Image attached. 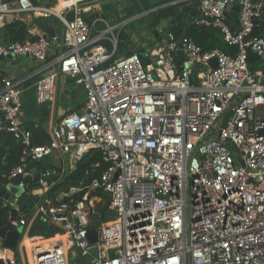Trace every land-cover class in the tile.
<instances>
[{"label":"built area","instance_id":"built-area-1","mask_svg":"<svg viewBox=\"0 0 264 264\" xmlns=\"http://www.w3.org/2000/svg\"><path fill=\"white\" fill-rule=\"evenodd\" d=\"M62 1L57 11L60 1L0 0V27L24 14L61 24L51 39L0 41V61L34 63L25 77L0 80V132L23 147L19 164L1 177L19 178L17 186L34 198L32 217L51 230L48 237L32 236L25 218H9L26 230L15 250L0 239V264H264V83L247 62L248 52L264 53V37L252 35L264 1L193 0L199 2L195 25L219 28L236 48L233 55L204 52L169 31L160 47L126 57H114V32L144 14L112 25L102 16L82 17L97 0ZM236 5L239 30L223 23ZM213 59L216 68L209 65ZM60 76L82 86L83 108L56 119L46 144L32 145L23 85L35 78V102L50 104ZM91 150L100 154L92 166L101 164L100 173L57 202L46 197L50 171H40L33 186L29 162L56 155L74 169ZM93 201L104 206L103 217ZM55 236L61 238L53 245L45 242Z\"/></svg>","mask_w":264,"mask_h":264},{"label":"crops","instance_id":"crops-1","mask_svg":"<svg viewBox=\"0 0 264 264\" xmlns=\"http://www.w3.org/2000/svg\"><path fill=\"white\" fill-rule=\"evenodd\" d=\"M57 1L59 0H42V1H39L38 4L42 3L45 5L55 6ZM97 1L99 2V5L96 8H93L92 13L89 12L91 13L92 18L97 17V16H102L105 19H107V21L112 25L123 22L125 19L132 17L134 15H138V14L140 15L144 14V16L152 15V18H154L155 20L157 19V25H155L156 21H154L153 26L150 28L151 30L148 29L147 25H146V28H143V27L129 28L128 26L131 24L130 22L126 24L123 28H121L120 30L115 31L114 34L117 37L118 43L116 46L114 57H126L133 52L144 55L146 53H149L151 50L156 49L160 47L161 45H163V43L166 41L167 33L171 31V29L176 25L172 21L173 19L172 16L167 11L168 8H172L173 6L177 5V10L180 13V15L186 7L189 8L188 15L185 17V21H182V22L187 26L194 25L198 27L197 25H195V20L197 18H195L192 22H188L190 18L192 17L191 13L193 11L192 9L193 3H194L193 0H183L182 2H179L174 5H169V3L173 1H179V0H143L142 3L136 0V1H133L134 4H128V5L120 4L123 1H127V0H112L114 1L113 4H116L110 7L112 13L110 11H107V9H105V6H103L102 8L103 11L101 12V10L99 9L101 0H97ZM254 1H264V0H254ZM64 6L65 4L63 3V7ZM196 11H197L196 14H199L198 6L196 8ZM233 15H234V12L232 8H230L227 11L225 17L229 18L230 27L237 29L238 26L235 22L236 20L235 16ZM35 19L36 18H33L31 15L24 14V15H20L19 17H17V19H15L14 17H7L5 24H10L13 21L18 20V21L23 22L26 25L29 35L33 37H39V36L44 37V35H46L45 31L37 26ZM181 19H182V16H181ZM98 27L102 28V25L99 24ZM1 28L2 27H0V29ZM182 34L185 35V31H183ZM102 43L105 46H107V48L110 51H112V47L108 41H104ZM52 50L59 52L60 47L59 46L55 47V45H52ZM6 60L7 59L0 61V70L2 71L3 74L13 77V78H23L27 76L34 69L33 67L34 63H32V61L27 58H16L14 60L11 59L12 60L11 65L8 62H6ZM262 63H263V69H260V65ZM249 68H250L251 73L254 74L255 77L258 78L262 83H264V60H261V61L258 59L253 60V62L249 64ZM58 78L59 80L63 79L62 82L64 85L62 86V88L64 91L67 92V98L69 101L64 102L66 103V107H65V104L62 103V105L60 104V106L56 108L54 117L51 116V113L49 115L47 114L44 115V114H37L34 110L33 111L30 110L32 104L34 106H43V105H46V107L51 106V103L39 105L35 102L34 89H33L34 83L36 81L35 78L28 80L23 85L24 91L21 95V100H22V105H23V117L25 119V125L34 124V126L36 127L37 126L42 127L47 132L48 139H49L50 129L52 125L54 124V121L58 119L60 116H62L64 113H68L72 111L81 112L84 102H85V94L80 84H77L75 80L65 78L63 76H60ZM55 90H56V85H55ZM79 95H81L80 96L81 100L76 101L73 99V98H77ZM70 101H72L73 103L72 106H70V103H71ZM52 157L55 158V160H57L55 161L56 164L50 161L51 157H49L47 158V160L45 159L46 160L45 162L42 161L40 163V167L34 169V172H32L33 174L39 173L40 171H43L44 169H46L47 171H50L51 176L49 177L50 179L48 178L49 180H47L48 188L63 181V179L69 173L73 171V169H70V166L67 167L68 163L66 161L67 160L66 158H65L66 160H64L62 157H59L56 155ZM16 199L17 198H15V200ZM60 199H61V196L59 194L57 197V200H60ZM15 200L9 201V203H15ZM30 201L33 202L31 198H30ZM93 204L99 205L100 203L98 201H93ZM28 207H29V203H28L27 209ZM27 209L22 213L19 211V213L22 214V217L25 218L28 222L27 231L29 232H31V230L34 231V228L32 229V226H34L36 230L39 229V231H41L40 229L43 230L44 228H47V231H48L49 227L46 224L41 223V226L38 227L37 222L40 221L39 218L38 217L33 218L31 213L29 215L26 214V212L28 211ZM24 229L26 230V228H23L22 230Z\"/></svg>","mask_w":264,"mask_h":264},{"label":"trees","instance_id":"trees-1","mask_svg":"<svg viewBox=\"0 0 264 264\" xmlns=\"http://www.w3.org/2000/svg\"><path fill=\"white\" fill-rule=\"evenodd\" d=\"M34 4H38L42 0H31ZM167 11L172 16V21L176 24L171 31L176 35H180L185 31V35L190 37L194 42L201 48L202 51H210L212 49H219L228 55H233L236 51L235 47L228 46L223 41V34L217 27H196L194 25L187 26L182 22L181 15L177 10V5L172 8H168ZM72 14H69L68 18H72ZM30 35L28 33L26 25L18 20L13 21L10 24H5L0 29V41L3 43L11 42H21ZM38 37H32V39H37ZM5 75L0 70V80L2 76ZM32 134V145H44L48 142L47 132L39 126H34V124L26 125ZM22 149L20 143L16 142L12 136L7 132H0V175L7 173L16 165L19 164L20 158L22 156ZM100 161V154L96 150H91L89 153L85 154L81 161H79L71 173H69L63 181L50 187L46 193V197L57 202V197L63 192H67L70 187H77L79 183L83 180L89 182L93 177L97 176L102 165L98 169L93 170L92 166ZM75 195L77 197L81 195ZM32 198L31 200H33ZM65 201L66 199L63 198ZM31 201L29 202V205ZM98 211L104 216V206L97 205ZM22 214L16 211L9 204L5 203L0 199V229L6 232L14 231L17 227L10 225L9 218L12 220H19ZM36 230L34 226L32 229ZM37 229L35 232L31 230L30 234L48 237L51 234L49 229L46 233L42 229ZM16 252V251H15Z\"/></svg>","mask_w":264,"mask_h":264},{"label":"water","instance_id":"water-1","mask_svg":"<svg viewBox=\"0 0 264 264\" xmlns=\"http://www.w3.org/2000/svg\"><path fill=\"white\" fill-rule=\"evenodd\" d=\"M199 5L198 1H194L192 6V17L188 22H192L195 18H199V14H196V8ZM232 10L234 12L235 16V22L237 24V30H239V23L237 14L239 11V6H233ZM189 8H185L184 11L181 13L182 21H185V17L188 15ZM82 17L85 20H91L92 15L89 12H86L82 15ZM35 22L39 28L45 31V34L48 36L49 39L59 36L61 33V24L56 18H36ZM224 25L230 27L229 18H226L223 20ZM253 29H252V35H259L264 37V7L262 9V12L259 17L254 18L253 20ZM234 29V28H233ZM179 59H181L180 52H179ZM264 60V53L262 56H258L256 53L248 52L247 53V62L251 64L253 60ZM178 64L180 65L181 62L179 61ZM210 67L216 68L217 63L216 60L213 59L209 62ZM264 134V132H263ZM40 167V163L37 161H31L27 165V169H29L31 172H34V169ZM40 178V172L33 174V186L37 187V180ZM19 181V178L8 180L6 178H2L0 175V199L3 201H14L15 198V204L17 205L18 210L22 213L27 209L28 203L30 201V197L27 193H24L21 188L17 186V183ZM11 186V187H10ZM38 227L41 226V221L37 222ZM20 231H22L21 228H18L14 231L6 232L4 230L0 229V239L2 240V244L5 247H8L10 249L15 250L18 245V239L20 238ZM47 228L43 229V232L46 233ZM96 232L94 230H91L88 232V239L90 243H93L95 240Z\"/></svg>","mask_w":264,"mask_h":264},{"label":"rangeland","instance_id":"rangeland-1","mask_svg":"<svg viewBox=\"0 0 264 264\" xmlns=\"http://www.w3.org/2000/svg\"><path fill=\"white\" fill-rule=\"evenodd\" d=\"M133 1H136V0H127V1H123L120 4H122V5L123 4H126V5L134 4ZM137 1L142 3L143 0H137ZM113 3H114V1H112V0H101L99 9L102 12L103 11L102 8H103V6H105V9H107V11H110L112 13L110 7L112 5L113 6L116 5V4H113ZM80 6H81V8H84V7H86V3L83 2V3L80 4ZM154 21H156L155 25H157V19L155 20L154 18H152V15L151 16L147 15V16H144V17L142 16L141 18H138V19H135L134 21H132L131 24L128 27L129 28H132V27H135V28H139V27L146 28V25H147L148 29L151 30L150 28L153 26V22ZM6 62H8L10 65L12 64V60L11 59H7ZM260 69H263V63L260 65ZM62 80L61 79L59 80V78L57 79L58 84L56 82L55 97H54L53 102L51 103V106H48V107H46V105L34 106L32 104L30 110H32V111L34 110L37 114H44V115L47 114V115H49L51 113V116L54 117L56 108H58V106H60V104L62 105V103L69 101L68 98H67V92L64 91L63 88H62V86L64 85ZM80 96L81 95H79L77 98H73V99L76 100V101L81 100ZM70 102H71L70 106H72L73 103H72V101H70ZM64 104H65V107H66V103H64ZM46 160H44V162ZM50 161H52L54 164H56L55 161H57V160H55V158L51 157ZM32 209H34V202H31V204L29 205V207L27 209L28 211L26 212V214L29 215L31 213ZM36 233H38V232H36ZM21 236H22V231H20V238L18 239V243H21L20 242L21 241ZM21 264H23L22 261H21Z\"/></svg>","mask_w":264,"mask_h":264},{"label":"bare ground","instance_id":"bare-ground-1","mask_svg":"<svg viewBox=\"0 0 264 264\" xmlns=\"http://www.w3.org/2000/svg\"><path fill=\"white\" fill-rule=\"evenodd\" d=\"M59 1H60V4H59V6H58L57 11H59V10H61V9L63 8V3H64V2H63L62 0H59ZM64 4H65V3H64ZM65 5H66V4H65ZM59 238H61V237L55 236L54 238H49V239L45 240V242H46L48 245H53L54 242H55L57 239H59ZM24 244H25V246L27 247V249L30 248L29 242H24Z\"/></svg>","mask_w":264,"mask_h":264}]
</instances>
